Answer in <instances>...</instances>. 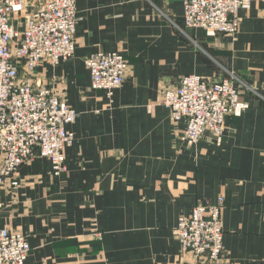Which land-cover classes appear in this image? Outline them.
<instances>
[{
  "label": "crops",
  "instance_id": "crops-1",
  "mask_svg": "<svg viewBox=\"0 0 264 264\" xmlns=\"http://www.w3.org/2000/svg\"><path fill=\"white\" fill-rule=\"evenodd\" d=\"M76 54L44 61L35 83L77 110L67 172L46 157L22 165L2 190L0 224L27 235L24 264H184L177 224L201 202L225 198V254L214 264H264V0L240 10L236 35L188 28L183 0H77ZM129 62L110 98L91 88L86 58ZM187 74H232L249 103L228 116L223 142L180 140L160 101ZM206 264H210L207 263Z\"/></svg>",
  "mask_w": 264,
  "mask_h": 264
},
{
  "label": "built area",
  "instance_id": "built-area-1",
  "mask_svg": "<svg viewBox=\"0 0 264 264\" xmlns=\"http://www.w3.org/2000/svg\"><path fill=\"white\" fill-rule=\"evenodd\" d=\"M254 0H183L188 28L202 29L208 36L236 35L240 10ZM33 14L20 23L22 14ZM80 19L77 0H0V220L2 190L17 188L20 167L46 157L52 172H67L66 149L75 140L68 126L77 110L53 87L35 83L36 69L44 61L52 65L76 54V27ZM91 88L112 97L125 81L129 62L120 52L98 51L85 60ZM174 122L184 120L180 140L195 144L206 134L221 145L228 116H241L249 108L241 86L232 74L211 81L199 74L184 75L175 88H167L160 101ZM201 202L177 224L184 264H214L225 254L223 207ZM31 246L27 235L0 224V264H24Z\"/></svg>",
  "mask_w": 264,
  "mask_h": 264
},
{
  "label": "rangeland",
  "instance_id": "rangeland-1",
  "mask_svg": "<svg viewBox=\"0 0 264 264\" xmlns=\"http://www.w3.org/2000/svg\"><path fill=\"white\" fill-rule=\"evenodd\" d=\"M43 0H28V2H42ZM33 14V7L30 9H27L21 16L20 18V23H24L28 18H30ZM221 35V34H217L216 36Z\"/></svg>",
  "mask_w": 264,
  "mask_h": 264
}]
</instances>
